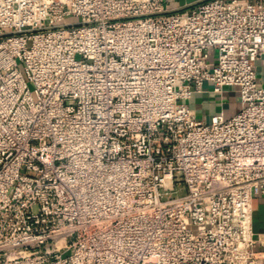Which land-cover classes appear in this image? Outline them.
<instances>
[{
	"label": "built area",
	"instance_id": "built-area-1",
	"mask_svg": "<svg viewBox=\"0 0 264 264\" xmlns=\"http://www.w3.org/2000/svg\"><path fill=\"white\" fill-rule=\"evenodd\" d=\"M169 11L0 0V264H264V0Z\"/></svg>",
	"mask_w": 264,
	"mask_h": 264
},
{
	"label": "crops",
	"instance_id": "crops-1",
	"mask_svg": "<svg viewBox=\"0 0 264 264\" xmlns=\"http://www.w3.org/2000/svg\"><path fill=\"white\" fill-rule=\"evenodd\" d=\"M203 0H166L168 7L174 9H193ZM244 2L246 0H238ZM259 79L264 85V62L259 61ZM191 108L199 119H206L214 114L224 113L226 117L234 115L241 107L240 97L234 89H225L221 94L214 92L197 93L189 100ZM253 227L256 233L264 232V194H258L253 203ZM258 249L264 251L259 245Z\"/></svg>",
	"mask_w": 264,
	"mask_h": 264
},
{
	"label": "water",
	"instance_id": "water-1",
	"mask_svg": "<svg viewBox=\"0 0 264 264\" xmlns=\"http://www.w3.org/2000/svg\"><path fill=\"white\" fill-rule=\"evenodd\" d=\"M203 1H205V0H203ZM203 1H201V2H203ZM180 11H183V9H174L172 11H169V13H172V12H180Z\"/></svg>",
	"mask_w": 264,
	"mask_h": 264
},
{
	"label": "rangeland",
	"instance_id": "rangeland-1",
	"mask_svg": "<svg viewBox=\"0 0 264 264\" xmlns=\"http://www.w3.org/2000/svg\"><path fill=\"white\" fill-rule=\"evenodd\" d=\"M205 121H209L210 120V117H207L206 119H204Z\"/></svg>",
	"mask_w": 264,
	"mask_h": 264
}]
</instances>
